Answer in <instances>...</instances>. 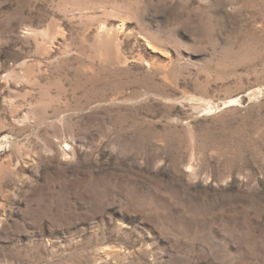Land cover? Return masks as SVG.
I'll return each instance as SVG.
<instances>
[{"label": "rangeland", "instance_id": "rangeland-1", "mask_svg": "<svg viewBox=\"0 0 264 264\" xmlns=\"http://www.w3.org/2000/svg\"><path fill=\"white\" fill-rule=\"evenodd\" d=\"M0 264H264V0H0Z\"/></svg>", "mask_w": 264, "mask_h": 264}]
</instances>
